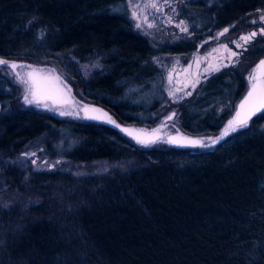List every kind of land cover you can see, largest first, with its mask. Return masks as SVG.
I'll return each instance as SVG.
<instances>
[{
  "label": "trees",
  "instance_id": "obj_1",
  "mask_svg": "<svg viewBox=\"0 0 264 264\" xmlns=\"http://www.w3.org/2000/svg\"><path fill=\"white\" fill-rule=\"evenodd\" d=\"M186 3L194 39L156 43L134 25L126 0H0V55L53 60L84 97L123 121L153 123L144 115L163 94L148 103L123 95L129 83L148 91L162 77L153 57L189 55L224 27L233 34L257 28L250 21L264 8V0ZM242 51V67L222 68L172 101L185 130L215 132L234 110L245 72L264 56V37ZM95 58L102 67L86 76L80 62ZM20 92L0 73V156L8 165L17 160L2 167L0 188L20 191L17 170L32 167L18 159L45 136L58 135L61 155L72 161L130 165L82 178L63 169L31 172L26 182L38 202L22 214L0 207V264H264V113L212 151L141 147L106 125L19 106Z\"/></svg>",
  "mask_w": 264,
  "mask_h": 264
},
{
  "label": "rangeland",
  "instance_id": "obj_2",
  "mask_svg": "<svg viewBox=\"0 0 264 264\" xmlns=\"http://www.w3.org/2000/svg\"><path fill=\"white\" fill-rule=\"evenodd\" d=\"M157 2L159 4V11L152 7L144 8L143 6L137 10L141 16L140 22L142 23V27L139 29L156 43L177 40L192 41L196 34L193 32V27L191 26V23L185 12V8L188 6L186 0H169L171 7L165 4L164 0H157ZM136 3L143 5V0H132V4ZM125 8L129 17L133 20L134 25H136L137 20H135L131 15L133 8L127 3V0ZM173 8L175 11L172 10ZM260 14H264V8L261 9L260 13L257 12V19ZM144 17H147V23H152L155 26L151 28L147 27V23H145L143 20ZM169 17H171V22H169ZM181 21L185 22V25L188 27V32L181 31L180 27L178 26ZM257 25V28L244 30L238 34H233L230 32V27H224L229 28V31L225 35L217 36L219 32L223 31L224 28H222L215 32L212 36H205L202 42L198 43L200 49L189 55L170 53L157 54L155 57H153V61L161 69L162 77L153 80L151 82L152 86L148 91H142V83H129L126 86L123 95L126 98L137 101L138 103H148L153 97L163 94V98L156 109L148 112V114H141L142 116L144 115L146 117L155 119L153 123H149L154 124L171 109L177 107L176 105H171L173 100L189 96L185 95L186 92H191V94L196 93L197 88L201 85V83L204 82L209 75L217 72L212 71L213 68L220 67L223 64L237 65L242 67L244 64L241 62V57L243 55L242 50L244 49L237 48L233 41L243 44L244 41L240 39L241 36L250 34L252 32L258 33L259 29L264 27V23L259 22V20ZM203 42H205L204 47L201 45ZM224 45H227V48H225ZM229 49L231 52L238 53V56L231 57ZM230 57L231 59H229ZM236 60L239 62L233 63V61ZM80 67L83 73L86 76H89L101 69L102 61L100 58H95L93 60L80 62ZM206 68L209 69L208 72H205ZM0 73L8 76L12 81L17 82V79L11 77L8 74L5 67H0ZM66 76L69 77L68 82L72 86L75 95L82 97L83 95L81 94L80 83L78 84L71 76ZM157 80H160V82ZM18 84L21 87V92L19 94L20 96L24 91V86L21 83ZM171 93H175V95L173 96ZM19 96L16 99V103L19 106H22L23 100L20 99ZM61 143L62 142L58 135L54 137L45 136V138L35 140L26 148L18 160L21 162L28 160L32 168L26 170L25 167L20 166L17 170V175L15 178H17V181L20 180V182L22 179V187L19 188V192H16V190L11 191L9 188L7 189V184L0 188L1 208L9 209L13 206H18L20 213L22 214L25 208L38 202L39 198L35 196V194L31 191V187H29L26 182L29 174L33 171L63 169L70 171L76 177L82 178L91 174L103 175L115 169L123 170L130 165V162L113 159H98L90 162L72 161L69 158L61 155L59 151ZM25 153H36V155L34 157H26L24 155ZM32 160H35L36 162L32 163ZM45 161L47 163H45ZM16 162L17 160L10 162L9 165L5 164L3 162L2 156H0V172L2 167L4 168L5 166L4 169H10V167L16 165L13 164ZM11 164L13 165L11 166Z\"/></svg>",
  "mask_w": 264,
  "mask_h": 264
},
{
  "label": "snow or ice",
  "instance_id": "obj_3",
  "mask_svg": "<svg viewBox=\"0 0 264 264\" xmlns=\"http://www.w3.org/2000/svg\"><path fill=\"white\" fill-rule=\"evenodd\" d=\"M127 3L131 5L133 8V11L131 13L132 17L137 20L136 27L141 28L142 23L141 16L138 13V9H140L142 6L144 8L152 7L155 8L157 11H159V4L157 0H143V5L140 3L132 4V0H127ZM164 3L167 4L169 7H171V4L169 0H164ZM175 11V9H172ZM261 10H258V13H260ZM144 22L147 23V17L143 18ZM259 22L264 23V14H260L258 17ZM169 22H171V17H169ZM258 21L256 19H253L250 21L252 24H256ZM155 25L152 23H147V27L151 28ZM182 32H188V27L185 25L184 21H181L178 25ZM231 27H235V25H232ZM229 31V28H224L222 32H219L217 36H223ZM261 35L264 37V27H261L259 29V32H252L247 35H243L240 37L241 40L244 41L243 44H240L236 41H233L234 44H236L237 48H243L245 51L247 50V44L248 42L252 41L257 35ZM225 48H227V45H224ZM229 52L231 53V57H237L238 53L231 52L229 49ZM242 55V53H241ZM231 57L229 59H231ZM239 61H233V63H238ZM0 66H8L12 70H14V75L17 78L18 83H22L26 85V90L23 94V102L26 105H37L42 106L43 108L49 109L51 108V105H49L46 101L50 99L51 97L46 95L44 91L40 87V80L41 77L37 75L39 70L32 69L31 71L25 73L24 75H21L19 71H16L20 65H17L16 63H10L7 60L0 59ZM228 64H223L220 67L213 68L212 71H220L223 67H228ZM30 67V66H29ZM258 72L256 70L253 71V73L249 74L248 81H249V90L247 91L245 97L242 99L238 106V110L235 111L234 116L227 121V124L222 129L219 136L213 137H207V138H199V139H193L190 137H183L182 134L179 133L177 130L176 135H168L166 138L163 134H161V129L167 126V121H171L175 116L176 113L173 112L170 116L166 118V121L162 123L157 129H154L153 132L147 133L145 130H135L127 127H121V125L117 124L115 120H113L107 113L103 112L102 109L95 108V107H89L87 104H79L75 100H73V103L77 105L76 110L73 112H67L62 111L61 115H75L77 117L87 119V120H93L100 123H106L109 125H112L113 127L119 129L123 133L129 135L133 139L136 140L137 144L143 145L145 147H149L151 145L157 144V143H167L171 145H175L177 147H200V148H211L215 145L219 144L221 140H223L225 137H229L232 133H236L241 129H247L250 125V121L255 116L258 119L260 116L258 114L264 113V60H261L259 64L257 65ZM209 69H205V72H208ZM57 80H59V77H55ZM198 82V81H197ZM67 87V86H66ZM70 91V89H67ZM173 96L175 93H171ZM185 95H191V92H186ZM231 107V105H229ZM83 113V115H81ZM174 127V125H173ZM27 156L34 157L36 153H25ZM32 163H35V160L31 161ZM45 163H47L45 161ZM59 163V162H57Z\"/></svg>",
  "mask_w": 264,
  "mask_h": 264
},
{
  "label": "water",
  "instance_id": "obj_4",
  "mask_svg": "<svg viewBox=\"0 0 264 264\" xmlns=\"http://www.w3.org/2000/svg\"><path fill=\"white\" fill-rule=\"evenodd\" d=\"M0 59H4V60L9 61L10 63H16L17 65H20L21 67H19L16 71H19L21 73V75H24L25 73L31 71L32 69L39 70L37 75L39 77H41L40 87H41V89L44 91V93L46 95L51 97L50 99H48L46 101L49 105H51V108L46 109V108H43L42 106L26 105V104H24V102H23V105H22L23 107H33V108H36L38 110L51 112V113H53V114H55L57 116H60V117H70V118H73V119H76V120H80V121H87V122L103 124V125H106V126L112 128V129L116 130L119 134H121L122 136L126 137L127 139H129L132 142H134L135 144H137L135 139H133L129 135L123 133L119 129L113 127L112 125H109V124H106V123H100V122L93 121V120L83 119V118L77 117L75 115H61L60 113L62 111H67V112L75 111L76 107H77V105L73 103V100H75L76 102H78L81 105L87 104V105H89L90 108L91 107H95V108L102 109L103 112L107 113L113 120L116 121L117 124L121 125L122 128L123 127H127V128H131V129H135V130H141L142 129V130H145V132H147V133H151V132H153L154 129H157L162 123H164L168 116H170L173 112H175L176 116L171 121H167V126L161 129V134H163L165 136V138L168 135H176L177 134V130L179 131L180 134H182V138L183 137H190V138H193V139L207 138V137L215 138L216 136L220 135L222 129L227 124V121L230 120L234 116L235 111L238 110V106H239L240 102L242 101V99L245 97L247 91L249 90V81H248L247 78H248L249 74L253 73L254 70H256L257 72L259 71L257 69V65L259 64V62L261 60H264V56L260 57L247 70V72L245 73V80H246L245 91L237 99V101L235 103L234 110L226 118V120L222 124V126L215 132H206V133H192V132H189V131L185 130L181 126L180 121H179L180 108L178 106L173 108V109H171L167 114L162 116L160 118V120L155 122L154 124H149V123H146V122H143V121H137V122H126V121H123V120L119 119L117 117V115H115L113 113V111H111L108 107L104 106L100 102L92 100V99H89V98H86L84 96H82V97L76 96L74 91H73L72 86L68 82L69 77L66 76L68 74L63 72L61 70V68L59 66H57V64L53 60H50V59L41 60V59H26V58H17V57H5V56H1V55H0ZM2 67H5L6 71L8 72V74L11 77H14L15 79H17L16 76L14 75V70H12L8 66H2ZM55 77H59V80H57ZM76 82L79 84V82L77 80H76ZM22 85L24 86V91L19 96V98L23 100V94H24L27 86L24 85V84H22ZM67 89H70V91H68ZM261 114H258V116L261 115ZM81 115H83V113H81ZM255 118H256L255 116L252 118V120L250 121V125H251L252 121ZM173 125H174V127H173ZM241 130H244V129H241ZM241 130H239V131H241ZM233 134H235V133H232L230 136H232ZM227 138L228 137H225L223 140L220 141V143H222ZM219 144H217V145H215L214 147H211V148L177 147L175 145H171V144H167V143H157V144L151 145L149 147L164 146L165 145L167 147L176 148V149H188V150H192V151H194V150H209V151H212ZM137 145H139L141 147H145V146L140 145V144H137Z\"/></svg>",
  "mask_w": 264,
  "mask_h": 264
}]
</instances>
